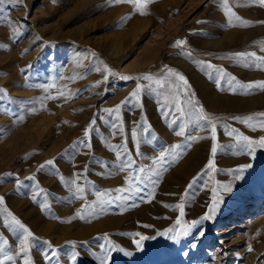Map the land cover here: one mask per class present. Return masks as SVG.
Segmentation results:
<instances>
[{"label":"rangeland","instance_id":"rangeland-1","mask_svg":"<svg viewBox=\"0 0 264 264\" xmlns=\"http://www.w3.org/2000/svg\"><path fill=\"white\" fill-rule=\"evenodd\" d=\"M228 6L235 16L252 24L240 26L234 19L229 25L223 0H148L145 14L135 11L133 3L107 4V0L0 3V21H3L0 45H7L0 48V89L5 90L0 95V110L8 108L23 117L17 122L11 114H0V177H4L0 196L5 198L4 206L0 207H7L39 238L35 247L30 245L28 258L32 264H47L44 251L51 250L46 249L44 241L51 242L58 251L59 264H99L89 249L102 254L98 245L107 243L102 239L105 233L112 246L124 250L114 253L110 264H264V203L260 214L249 216L245 212L257 199L264 198V148L257 146L254 156H250L240 150L235 134L229 137L222 127L227 124L257 142L264 137L257 115L264 113V90H250L247 94L239 88L235 93L227 90L231 77H235L233 86L236 81L245 84L264 81V69L256 68L252 59H246L250 66L245 67L244 61L232 56L237 52L264 56V23H259L264 21V6L249 0H229ZM177 39L186 41L182 50L191 52L193 58L180 54L182 50L172 46ZM195 61L210 62L217 69H224L228 75L221 81V87L225 90L218 89L214 69ZM93 63L101 68L100 72L82 66ZM104 65L117 76L107 73L109 81L90 87L103 80ZM165 65L185 76L197 107L202 106L205 112L218 118L217 143L223 146L218 147L214 158L216 171L202 174L187 194L189 182L211 156L210 129L200 131L190 126L187 130L191 135L209 136V139L186 142L184 137L176 136L162 116V96L142 91L138 102L130 98V102L122 105L119 120L113 116L111 121L123 123V134L113 135L110 126L97 118L89 137H84V130L95 114L107 116L104 109L114 108L135 89V80L123 81L119 76L136 77L143 73L159 76ZM61 76L63 79H59ZM74 76L76 79H71ZM202 81L207 90L200 89ZM38 84L54 87L45 93L35 86ZM62 88L66 89L65 95L59 99H43L46 95H58L57 90ZM69 92L77 94L66 99ZM215 96H223L225 102L211 104ZM233 101L234 106L230 104ZM33 107L34 112L30 110ZM249 115L255 117L251 126L231 119ZM136 123L150 125L151 132L157 136L155 146L141 143L142 156L136 155L130 139ZM125 137H129L127 147L138 165H151L148 157L157 156L156 148L160 146L182 144L181 155L174 163L166 164L159 177L153 178L158 183L147 185L142 194L144 199L134 196L122 202V211L112 205L95 219L69 220L86 202L96 200L93 187L101 191L127 187L128 171H118L113 166L116 153L108 147V144H121ZM81 139H86L91 148L78 147L74 154L70 146ZM65 150L68 154L61 155ZM49 159H54L55 165L38 171ZM188 160L197 167L189 174H181ZM77 172L82 174L77 183L86 187L85 199H71L60 179L63 176L69 180ZM180 174L182 177L178 179ZM29 176H35V180H27ZM16 177L23 182L19 188ZM167 179H173L172 191L163 187ZM222 185L231 190L223 191ZM153 187L154 196L149 199L147 194ZM39 188L47 192L49 207L43 210L40 207L45 200L43 194L36 202L31 198ZM213 188L221 197L214 218L203 221L188 236L170 239L173 233L168 230L176 227L179 215L174 218L167 213L179 209L165 205L178 204L184 196L182 222L198 220L212 202ZM27 208H32L31 212L36 210V217H40V232L32 228L31 223L38 220L26 212ZM151 209L163 212L156 214ZM49 224L53 228L45 229ZM166 231L167 235L158 234ZM201 231L203 236L199 235ZM0 232L9 241L8 247L18 251L16 237L3 228ZM136 233L155 239L143 240V247L138 248ZM70 241L76 245L69 244ZM71 251L79 254L76 262L70 258ZM16 264H23V258L17 257Z\"/></svg>","mask_w":264,"mask_h":264},{"label":"snow or ice","instance_id":"snow-or-ice-1","mask_svg":"<svg viewBox=\"0 0 264 264\" xmlns=\"http://www.w3.org/2000/svg\"><path fill=\"white\" fill-rule=\"evenodd\" d=\"M4 2V0H0V3ZM12 0H8V3H11ZM21 0H16V3H20ZM121 2H128L133 3L135 5V11H139L141 14L144 13V9L147 6L148 0H107V4H114V3H121ZM250 3H259L261 6H264V0H249ZM223 4L225 7V11L228 14V24L232 25L233 20L239 21L240 26H250L252 24L251 21H246L241 19L240 17L235 16L232 12V9L228 6L229 0H223ZM6 19V18H5ZM124 19H127L125 17ZM3 22V21H0ZM123 22V21H121ZM259 23H264V21H260ZM19 36V32L17 31V38ZM186 44L185 40L177 39L173 43V47L183 49V46ZM0 48H7V45H0ZM182 55L187 56L189 58L192 57L191 52L181 51ZM92 56H95V53H92ZM233 58L238 61H244V66H250L246 59H252L253 65L256 68L264 69V56H257L256 52H237L232 54ZM196 63L200 64L202 67L214 69L217 74V78L215 80L217 87L220 91H224L225 89L221 87V81L224 79L225 76L228 75L224 71V69L220 68L217 69L214 65L210 62L204 61H195ZM89 71H96L100 72L101 68L96 66L94 63L91 65H82ZM164 69L162 70L159 76H154L150 73H143L139 76H119L118 78L123 81L135 80L136 87L135 89L129 94V97H126L124 101H121L120 104H117L114 108L104 109L103 111L107 113V116H101L99 113L93 116L92 121L87 125L84 130V137L88 138L90 135V130H93L96 126L97 118L103 121L105 124H108L110 128L113 130V135L117 132L120 134L124 133L123 123H115L111 121V118L115 116L116 120H119V114L121 111L122 105L126 102H130L131 99H135L137 102L140 99V95L143 92L146 94H155L158 96L163 97V103H160V110L162 111V116L169 121L168 126L174 131V134L179 137H184L186 142L196 141V140H204L209 139V136L203 135H191L187 130L191 127L198 128L200 131H205L210 129V139H211V156L207 161V164L204 168L201 169L199 173L196 174L192 178V181L189 182L187 188L185 189V194L188 193V190L193 188V185L196 184L198 178L202 175H210L212 172L216 171L214 158L217 155L218 147L222 148L223 146L218 145L217 143V127H218V118L212 116L211 114L205 112L204 108L197 107L196 102H194V93L189 91L190 85L188 80L185 78L184 75L176 71L175 69L165 65ZM104 72L106 73L103 76V80L96 81L90 87L98 86L101 83H105L109 81V74L115 77L117 76L116 73L111 72L108 69L107 65H104ZM209 79H212V74L208 73ZM59 79H63V76L59 77ZM71 79H76V77H71ZM145 81L146 83L142 84L140 81ZM235 81V77H231L227 83L229 85V91L235 93L237 89H243L245 94H247L250 90H264V81H252L248 83H240L236 81L235 86H233V82ZM43 89L45 93H48L50 90L53 89L54 85L52 84H38L35 85ZM65 88L59 89L58 95H46L43 99L44 100H51V99H59L60 97L65 95ZM80 91V90H77ZM5 90L0 89V95L4 94ZM77 93L69 92L66 99L72 98V96L76 95ZM159 102V101H158ZM31 111H35V107L30 109ZM131 110V109H129ZM0 114H11L13 119L17 122L22 121L23 117H18L15 113L11 112L10 109L4 108L0 110ZM260 120L258 121L259 127L264 128V113L257 114ZM231 119L239 120L241 123L250 125L252 121L255 119L254 116L249 115L248 117H239L234 116ZM224 132L229 137H232L235 134V140L237 144H239L240 150L242 152H246L250 156H254L256 147L264 148V137H261L260 140L257 142L255 140L250 139L248 136L244 135L243 133L237 132L236 129L229 128V125L223 124L222 125ZM140 129V132L137 131ZM129 137H125L124 141L121 144L112 145L108 144L110 150L116 153V159L114 161L113 166L118 171H128V175L125 177V182L127 187H117L115 189H105L103 191L97 190L94 187L91 189L96 195V200L91 202H86L82 205L81 209L77 210L75 216L69 218H79L81 220H91L97 218L100 214H103L105 210L112 206H118L121 211L124 209V204L122 202H127L133 199V197H139L140 199H144L145 197L142 195L145 192V189L149 183L155 185L158 183V180H154V177H159L160 171L165 170V165L168 163H174L175 159L181 155L179 151L182 148V144H172L167 147H157L156 150L158 151V155L155 157H148L149 160L152 161L151 165H138L136 160L132 158L131 153L127 147V140ZM130 139L134 142V146L136 149V155L142 156L143 153L140 151L141 143L152 144L155 146V141L157 140V136L151 132V126L141 125L140 123H136L135 127L131 129L130 132ZM188 147H191V144H187ZM73 153L75 154V150L78 147H85L91 148V144L86 141V139H81L77 142H74L71 146ZM67 150L65 153L61 155H66ZM55 165L54 159L46 160L39 166L38 171L45 170L46 168H50L51 166ZM155 166H159V169ZM107 167V165H105ZM243 167H251V165H245ZM207 170V172H206ZM85 172H87V167L85 168ZM112 173L109 172V175ZM5 175H12L11 173H7ZM81 173H73V177L69 180H65L63 176L60 177L63 186L68 189L70 193L71 199H85V191L86 187L82 186L81 184L77 183V181L81 178ZM4 177H0V182H3ZM27 180L34 181L35 176H29L26 178ZM16 185L21 186L22 181L19 177L15 178ZM223 191L227 192L231 189L226 186H221ZM155 188L153 187L151 192H148L147 198H152L154 196ZM115 193V195H112ZM212 202L208 205V210L202 215L198 220H193L191 222H182V217L184 216V196L180 197V203L175 205H165L166 207H175L179 209V216H177L174 229H169L173 234L169 237L172 240H178L180 237H185L190 235L191 231L196 227L200 226L203 221H210L216 215L220 202L221 197L216 188L212 189ZM43 194L45 200L40 203V207L46 209L49 207L47 202V192L43 188H39L38 192L35 195H32L31 198L34 202L37 201L39 195ZM105 195H107V199H105ZM174 195V194H172ZM70 202V200H69ZM5 198L4 196H0V206H4ZM57 219H59L57 217ZM145 227H150L145 225ZM0 228L6 229L9 233L13 234L16 239L19 241V250L16 251L15 248L8 247L9 241L4 238L3 232H0V264H16L17 257L23 258V264H32V261L28 258V253L30 249V245L35 247L39 242V238L35 237L33 232L21 222L19 218H17L11 211L7 209V207H0ZM159 235H167L168 232L158 233ZM199 235L203 236L204 232L201 231ZM136 236L139 237L138 240L135 241L136 246L138 248L143 247L142 241L145 239H155V237H146L141 235L140 233H136ZM97 239H101L97 237ZM102 239L107 243H100L98 245L99 249L101 250L102 254H97L96 252H92L91 249L89 251L91 254L96 258L99 264H110L113 259V254L117 252H124L123 249L117 248L111 245V242L108 241V234H103ZM46 245V249L51 250L44 251V259L47 261V264H53V261H56V264H59L57 259L58 251L53 249L51 242L44 241ZM69 244L75 246V241L68 242ZM88 242L85 241L84 244L86 245ZM195 247V245H193ZM249 250H251V246L249 245ZM128 253H125L127 255ZM70 258L73 262H76L78 259V253L75 251H71L69 253Z\"/></svg>","mask_w":264,"mask_h":264},{"label":"bare ground","instance_id":"bare-ground-1","mask_svg":"<svg viewBox=\"0 0 264 264\" xmlns=\"http://www.w3.org/2000/svg\"><path fill=\"white\" fill-rule=\"evenodd\" d=\"M237 40V39H236ZM244 42V41H243ZM223 56V55H222ZM197 76V75H196ZM199 77V76H198ZM200 80V79H199ZM202 80V79H201ZM209 82V81H208ZM200 89L201 90H207L206 88V84L204 83V81L201 82V85H199ZM237 98V97H236ZM210 99V98H209ZM225 102V98H223V96H215V98L211 101V104H221V103H224ZM231 105H235L234 104V101L233 103H230ZM212 107V106H211ZM196 153H200V151H196ZM193 159V158H192ZM192 162V160H191ZM199 166V165H198ZM191 167V168H190ZM195 167H197L196 165H194V163L190 164L189 163V160L186 162L185 166L183 167V170L181 172V174H183V172H186L187 174H189L188 172L190 171V173L195 169ZM178 175V179L180 177H182V175ZM186 176V175H185ZM190 176V175H189ZM172 183H173V179H167V182L166 184H164V189L165 191H172L173 190V187H172ZM263 197V196H261ZM169 199V198H168ZM167 199V200H168ZM264 203V198H261V199H257L251 206L250 208L245 211L247 213H249L248 215L251 216V215H255V214H260L259 211L261 210V207H262V204ZM31 209L32 208H27L26 212L27 213H30L31 215L35 216V220H38L37 222H34L33 224L31 223L32 225V228L37 230V231H41L42 229H40L41 225L39 223L40 221V217H36L37 216V213H36V210H33L34 212H31ZM153 210V209H151ZM155 210V213H161L163 212V210H158V209H154ZM153 210V212H154ZM188 211V210H187ZM153 214V213H152ZM168 215H173L174 218H175V215H179V212H174L171 214V213H167ZM32 216V217H33ZM26 217V216H25ZM32 219V218H31ZM248 221V220H247ZM50 228H53V225L52 224H49L48 227H46L45 229H50ZM51 230V229H50ZM86 231V229H85ZM46 232V231H44Z\"/></svg>","mask_w":264,"mask_h":264}]
</instances>
